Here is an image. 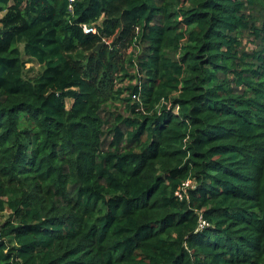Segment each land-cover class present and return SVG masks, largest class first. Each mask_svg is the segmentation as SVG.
<instances>
[{
    "label": "trees",
    "instance_id": "1",
    "mask_svg": "<svg viewBox=\"0 0 264 264\" xmlns=\"http://www.w3.org/2000/svg\"><path fill=\"white\" fill-rule=\"evenodd\" d=\"M74 4L0 0V264H264V0Z\"/></svg>",
    "mask_w": 264,
    "mask_h": 264
},
{
    "label": "built area",
    "instance_id": "2",
    "mask_svg": "<svg viewBox=\"0 0 264 264\" xmlns=\"http://www.w3.org/2000/svg\"><path fill=\"white\" fill-rule=\"evenodd\" d=\"M75 0H69V9L71 12H74V8H75V4H74ZM83 29L86 33H89V32H96L97 31V28H95V26L93 24H83ZM134 99H137L139 100L138 96L137 95H133ZM187 186H191V187H194L195 185H193V182L192 181H188L186 183V187ZM176 194L178 197L182 198L183 194L181 192L180 189H178L176 191ZM205 224V221L201 220V223L200 225L203 226Z\"/></svg>",
    "mask_w": 264,
    "mask_h": 264
},
{
    "label": "rangeland",
    "instance_id": "3",
    "mask_svg": "<svg viewBox=\"0 0 264 264\" xmlns=\"http://www.w3.org/2000/svg\"><path fill=\"white\" fill-rule=\"evenodd\" d=\"M3 15V12L0 13V17ZM243 43L246 44L248 46V48H251L254 46V43H252V39L250 37H248V34H245L243 37ZM77 55L79 56L80 53H77ZM29 72L28 74L33 75L35 73H37L40 70V66L36 63V62H29L27 63V67ZM70 105V102H69Z\"/></svg>",
    "mask_w": 264,
    "mask_h": 264
},
{
    "label": "water",
    "instance_id": "4",
    "mask_svg": "<svg viewBox=\"0 0 264 264\" xmlns=\"http://www.w3.org/2000/svg\"><path fill=\"white\" fill-rule=\"evenodd\" d=\"M104 42H100L92 51H90L89 53L91 54L93 51L98 50L101 46H103Z\"/></svg>",
    "mask_w": 264,
    "mask_h": 264
}]
</instances>
